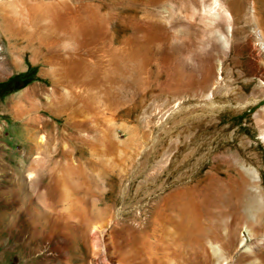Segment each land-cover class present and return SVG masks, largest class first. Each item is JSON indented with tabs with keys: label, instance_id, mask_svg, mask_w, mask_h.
<instances>
[{
	"label": "rangeland",
	"instance_id": "obj_1",
	"mask_svg": "<svg viewBox=\"0 0 264 264\" xmlns=\"http://www.w3.org/2000/svg\"><path fill=\"white\" fill-rule=\"evenodd\" d=\"M4 1L0 0V81L17 73L25 76L0 93V264H139L128 258L134 247H140L135 234L145 242L138 244L141 248L160 246L157 251L165 258L175 252L170 258L174 264H212L203 248L197 251L185 246L186 227L191 223L189 208L199 210L203 226L216 222L219 212L236 216L248 200L241 184V164L258 170L264 189V142L255 120L264 96L253 101L260 90L259 75L264 77V55L248 35V26L241 20L237 23L238 37L231 45L233 50L229 48L224 55L228 67L223 69L214 98L186 97L185 109L179 108L159 122V115L154 114L148 137L143 136L145 112L155 103L168 107L180 92L169 86L166 67L155 60L148 63L149 76L144 79L120 75L122 81L112 85L120 105L112 112L105 109L103 114L113 121L122 159L103 165L79 137V129L92 131L93 123L89 118L81 124L72 119L68 112L74 100L64 93L68 82L72 84L66 68L77 66L76 59L90 63L87 44L79 36L67 37L64 31L53 34L45 30L44 11L38 9L40 3L58 5L63 1ZM64 1L74 10L99 12L105 32L98 40L92 38L95 45L103 40L116 47L139 43L143 30L161 33L166 27L176 39L153 42L151 54H174L185 62L186 69L198 73L215 55L212 44L206 45L205 51L200 49L203 53L196 49L197 23L179 14L195 0ZM170 1L174 7L171 13L167 12ZM255 2L264 16V0ZM42 30L48 34L42 36ZM188 50L194 55L189 61L185 58ZM23 79L28 81L20 86ZM52 89L60 97L63 92V103H47L45 94ZM131 137L136 139L134 144ZM65 141L67 146H63ZM68 147L85 166L84 174L89 173L87 178L83 172H75L74 181L71 178L72 191L79 196L73 195L76 202L74 197L73 202L63 200L57 180L69 157ZM164 157L167 163L161 165ZM67 201L70 207L73 203V211L81 213L65 212ZM102 218L111 223L98 228L95 222ZM179 223L185 226L183 231L178 229ZM254 227L258 229L256 237L263 239L256 241L243 227L239 234L253 242L264 258V221ZM167 244L170 248H165ZM238 255L237 250L234 260L225 264H239ZM263 258L257 264H264Z\"/></svg>",
	"mask_w": 264,
	"mask_h": 264
},
{
	"label": "bare ground",
	"instance_id": "obj_2",
	"mask_svg": "<svg viewBox=\"0 0 264 264\" xmlns=\"http://www.w3.org/2000/svg\"><path fill=\"white\" fill-rule=\"evenodd\" d=\"M6 1H4V3ZM10 1L11 3L13 2V0H9V2ZM57 1L58 3L59 1H63L65 4L63 5V3H59L58 5H51V3H40L38 9L40 11H44V13H42L45 17V26L43 28L51 31L53 34H59L60 31H64L66 35H68L67 37H70L69 35H71V37L72 35L73 37L79 36L78 38L84 39L82 41L87 44L86 54L89 57H86L90 60V63L88 61L84 62V59H76L78 62L77 66H72L69 69L67 66V68L65 67L67 73L69 74L67 75V80L71 79L69 81L72 84L70 85L68 82L64 93H66V96L74 100V105H72V109L70 108L71 110L68 112L72 119H74L77 124H81L85 118H89L91 120L89 121L93 123L94 130L88 131L85 129H79V137L86 141L91 150L97 154L101 164L103 163V165H105L106 162L112 163L117 159L120 161L122 159V157L120 158V155L122 156L123 151L120 149L121 146L119 147V144L115 141L114 132L116 131H113V121L111 122V118L105 117L106 113L103 114L105 109L111 110V112L115 111L114 109L119 103L117 99L118 97L115 93L113 96V90L115 88L112 90V85L120 79V75L129 74L128 77L133 75V78L135 75L136 77L139 76L144 79L149 76V74L147 75V72L150 70H148V63L151 60H155L154 62L161 63L166 67L169 78V86L172 89H175V91L178 90L177 92H180L179 94H175L176 98L174 102L168 107L165 104L155 103L145 112L143 116V123L145 126L143 136L148 137L150 134L148 126L154 119V114L159 115V122L164 119V116L175 113L177 109L182 107L185 109V106L187 107V104L184 102L186 97L195 96L202 100L208 97L214 98V95L218 91L219 84L221 83V79L223 78V69L228 67L224 63V55L228 53V49L231 48V45L236 42V37H238L236 35V30L238 28L237 25L239 24V20L243 21L248 26V35L253 38L259 52H262V55H264V16L258 11L259 9H257L255 5L257 4L255 0H245L244 4L241 0H195L188 2L185 8L183 7L179 10V14L184 18V20H193L197 23L196 25L198 26V31L196 49H198L200 53H203L201 51L206 47V45L209 46L212 44L214 46L215 55H211L212 58L209 61L204 62L200 73H198L197 70L186 69L187 67L185 68V62L179 61L174 54H166L161 57L156 56L154 53V55L151 54L152 51H150V45L153 42H172L173 39H176L174 38L173 33L166 27L163 32L161 31V33H156L154 29L143 30L142 34L139 32V38L141 39L139 43L133 42L116 47L110 44V42H103V40L99 45H95L96 41L92 43V38L93 40H98L96 38H99L98 36H101L105 32H103L104 29L101 18L98 14L99 12L97 13V11L91 9L86 11H83L82 9L74 10L71 9L70 4H67L66 1ZM15 2L16 1H14V3ZM169 4L167 12L171 13L173 12L174 7L171 5V1ZM158 24L159 26H163L160 23ZM45 30H42V36L48 34ZM192 53L193 51L189 52L188 50V55L185 57L187 61H189L192 56L194 58ZM206 53L210 55L211 52L206 51ZM256 67L258 66L256 65ZM69 76L71 78H69ZM259 76L261 80V83L259 84L260 90L258 95H255L253 99L255 102L261 100L259 99L261 98L260 96H264V77L261 75ZM143 83H145V81ZM119 84L120 83L118 82V85ZM62 93L61 95L64 97L65 95ZM28 96L30 99L32 98L31 93H28ZM63 97L58 96L55 89H52V91L45 94V99L48 104H61L63 103ZM261 105V108L258 109L255 115V120L256 125L260 130L261 138L264 142V103ZM135 135H137V132ZM135 137H131L134 138L133 140L131 139L133 144L134 141H136ZM39 140L40 142L44 141V134H41ZM130 141L129 144L131 143ZM66 142L68 141H65L63 146H67ZM141 143L137 144L140 145ZM127 146L125 148H127ZM67 152L69 157L65 160L62 169H60L57 173V180L60 182L61 188H63V200L65 201L70 199L71 201V198L74 197V202H76L78 201L79 196L77 197V195L72 191L73 186L70 184L74 181V177L72 178V176L75 172H83L84 174V169L86 168L85 166L83 168L82 163L80 164L77 156L71 149L67 150ZM166 161L167 158L164 157V159L160 161L162 164H159L163 165L164 163H167ZM114 164L110 166L112 167ZM117 164L119 163H116L115 165L117 166ZM239 171L242 176L241 184L243 185V188L245 187L244 189L247 190L248 200L240 207L241 211L236 213V216H234L235 213H232L233 215L230 214L231 212H229V214L226 212V215L225 213L219 212V216L216 215L218 217L216 219L214 218L216 222L214 221L210 226H203L199 219V210L197 211L195 208H189L190 215H188L191 223L188 227H186V231L189 235L186 238L185 246L186 244L190 245L197 251L199 247L203 248L206 256L211 260L212 264H225L229 260H234L233 257L237 250L239 254L237 262L239 264H257L259 261L261 262L263 258L261 257L262 255L259 254L258 249H255L257 247H253V242L248 243L247 237L240 235L239 231L241 230V227H243L246 229L248 236L256 237L258 235L256 232L258 229L254 227V224L262 220L264 221V193L262 191L264 189H261L258 178L259 172L255 167L241 164L239 166ZM87 173L84 174V176H88L89 173ZM68 179L71 180L69 184L67 182ZM73 195H76V198L78 199L76 200ZM67 203L65 212L69 214L71 213V215L72 213L74 214L77 210L75 209L73 211L74 208L71 209V207H74L73 203L71 207L69 205L71 203L69 201H67ZM183 208L181 209L182 211L185 210ZM186 211L187 209L184 212ZM77 212L75 213L77 214ZM108 221L109 218H102V220L95 222V225L98 228H101L104 227ZM177 225L178 229L180 228V230L183 231L182 227L184 225L181 223ZM183 228L185 229V226ZM133 238L136 239L135 243H141L144 245L145 242L142 243V240L139 241V237H137L136 234ZM261 239L263 238H257L256 241ZM138 244L137 246L140 247H134L129 252V259H135L139 264H174V259L172 260L170 258L171 256H175V252L172 253L170 252L171 250H169L170 253H168V256L165 258L160 256L157 251L160 247L159 245H157L159 246L157 249L151 250L152 248L149 249V245L141 248V245ZM166 247L170 248V245L167 244L165 248ZM239 247H244V250H239ZM178 255L179 254L176 256Z\"/></svg>",
	"mask_w": 264,
	"mask_h": 264
},
{
	"label": "trees",
	"instance_id": "obj_3",
	"mask_svg": "<svg viewBox=\"0 0 264 264\" xmlns=\"http://www.w3.org/2000/svg\"><path fill=\"white\" fill-rule=\"evenodd\" d=\"M22 76H25L24 73H17L13 76H10L8 79L6 80H1L0 81V93L2 91H4L5 89H7L11 84L12 82H14L15 80H18L19 78H21ZM28 80H24L21 82V85L20 86H23L27 83Z\"/></svg>",
	"mask_w": 264,
	"mask_h": 264
}]
</instances>
